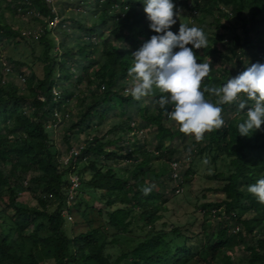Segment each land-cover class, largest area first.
Wrapping results in <instances>:
<instances>
[{"label": "trees", "instance_id": "trees-1", "mask_svg": "<svg viewBox=\"0 0 264 264\" xmlns=\"http://www.w3.org/2000/svg\"><path fill=\"white\" fill-rule=\"evenodd\" d=\"M67 3L73 8L79 5V9L62 20L64 29L56 42L47 27L54 18L64 15L63 10L53 13V6L46 0H0V38L19 37L17 31L2 25L3 4L10 12L34 11L38 15L35 19L42 26L39 43L43 64L42 78L30 72L22 92L13 82L0 83V264H190L196 258L215 264L223 254L225 258L243 244L248 253L244 264H264V204L247 191L248 185L264 177V124L252 135L250 132L251 136L237 135L236 124L246 117V111H239L240 117L209 131L215 151L230 159L231 172L218 190L223 200L200 206L204 232L198 246L191 244V237L199 235L188 228H170L167 223L157 227L166 203L157 185L161 177L158 170L150 167L153 155L140 146L136 137H128L133 131L130 122L116 126L121 136L114 139L105 141L102 136H93L68 166L59 162L58 153L50 145L49 128L64 122L65 116L70 118L68 107L73 99L79 112L66 130L72 137L94 130L111 111L127 114L130 108L155 128L156 157L172 155L170 150L160 152L163 140L187 135L178 125L175 131L164 126L171 105L161 107V95L150 100L156 104L154 114L145 116L147 105L141 106L126 92L131 85L127 72L132 65L130 53L154 34L148 29L140 0ZM174 4L187 13L217 12L227 22L236 18L244 30L250 25L243 40L233 36L230 44L223 34L209 37L202 29L211 44L207 43L200 53L199 49L193 50L197 62L219 55L224 61L233 59L239 71L221 74L209 66L201 88L220 86L247 65L264 63V40L249 37L250 31L257 29L258 17L263 15L264 19V0H174ZM214 24L219 29L225 27L219 18ZM66 25H70V31ZM56 46L59 53L54 51ZM221 46L229 57L220 54ZM154 93L155 89L150 95ZM205 99L215 102L217 98L205 91ZM229 105H220L222 117ZM124 140L125 151L121 146ZM130 141L133 150L129 148ZM72 171L79 178L77 193L82 198L77 204L67 205ZM166 177L169 179V175ZM24 181L28 183L26 187ZM148 185L151 191L144 195L139 189ZM38 189L42 191L35 207L19 201L22 193ZM170 194L173 195L171 190ZM51 203L56 207L52 209ZM79 207H83L81 212ZM215 216L232 220L239 231L232 233L229 227L218 224L206 232L211 228L206 226L207 221ZM122 236L134 239L136 244L116 255L108 253L107 248Z\"/></svg>", "mask_w": 264, "mask_h": 264}, {"label": "rangeland", "instance_id": "rangeland-1", "mask_svg": "<svg viewBox=\"0 0 264 264\" xmlns=\"http://www.w3.org/2000/svg\"><path fill=\"white\" fill-rule=\"evenodd\" d=\"M47 1L51 2L50 4L55 11H64L65 16L62 14V17H56L47 27V31L50 30L49 33L54 37V40L59 42L60 34L64 29L62 20L69 16L75 8L79 9V5L73 8L69 5L70 3H67V0ZM177 8L180 11V16L178 17L179 20H177V23L171 26V30L174 34L178 29L180 21V23L189 26L195 25L198 28L204 29L209 37L216 34H223L226 37V43L230 44L229 40L233 36H238L243 40L245 30H249L250 28V25H247L244 30L243 24L236 18L231 17L227 22V20L217 12H214L213 15H203L193 11L187 13L184 12L182 8ZM1 9L3 10L2 25L9 27L11 30L17 31L19 37L5 36L0 38V79H3L5 83L13 82L22 92L25 89V83L31 73H33L38 79H41L43 75V64L41 61L42 46L39 43V38L42 35V26L35 19L36 15L31 11H28L25 14H22L19 10L16 13L10 12L5 10V4L2 5ZM245 17L249 19V14L245 13ZM216 18H219L225 25L223 29L216 28V25L214 24ZM66 26V30L70 31V25ZM249 37L251 39L260 38L261 40H264L263 15L258 17L257 29L255 31H250ZM207 43L211 44L209 41H207ZM54 51L59 53V47L56 46ZM219 51L221 55L225 54L229 57V52L226 48L221 46ZM198 52L200 53V49ZM205 62L209 63V66H213V68L221 74L225 71H229L232 74L239 71V68L235 65L233 59L224 61L219 55H215L210 61L206 60ZM5 68L10 69V73L2 76ZM87 95L88 93L86 92L85 96ZM159 95L162 94L155 90L153 95H147L139 99L141 106L147 105L144 113L145 116L154 114L156 104L150 102V100H152L154 96ZM78 112L79 108L76 105V100L73 99L68 107V115L70 118L65 116L64 118L66 119L64 122L54 124L49 128V133H51L50 145L52 146V151L58 153L57 159L59 162L63 163L66 159L69 148L74 146L84 147L86 141L90 140L95 135L104 137L105 141L110 138L114 139L121 136V133L117 131L116 126L121 125L126 121L130 122L133 131L128 137H136L140 146L142 145V148L145 151L153 155V159L150 161V167L158 170L159 176L161 177L160 181L162 184L158 183L157 185L158 190L161 193V198L165 199L166 203L163 205L165 208L163 219L157 223V227L162 223H167L170 228L172 226H175L176 228H188L190 233H193L195 236L199 235L197 237H191L190 233L188 234V236L192 238L191 244L198 246L203 238L202 233L204 232V229L201 227L202 211L200 206L208 203H218L223 200L224 197L218 192V190L224 186L226 176L231 172L229 165L230 159L225 158L223 155L215 151L209 138V131H206L203 134V139L201 141H195L191 134H187L184 138L175 139L173 141L163 140L162 151L160 152L164 154L170 150L172 151V155L156 157V146L158 144L156 130L139 116L135 108L128 109L127 114H122V110L111 111L106 119L97 125L94 130L86 131L84 134L72 137L68 135L66 130L69 127L71 120H77ZM237 117H240V114L236 110L234 104H230L223 112V119L226 122H231L233 118ZM58 118H61L60 114L58 115ZM163 124L170 130H177V124L170 119H166ZM110 130L113 131L110 133ZM65 139L69 140L70 146L66 143ZM126 142V140L121 142V146H123L124 149L123 151L126 150ZM129 143L130 150H133L134 145H132L131 141ZM171 160L179 161L183 176V194L177 196L170 194L171 183L168 177H166L168 175V163ZM80 168L81 166H79L78 172ZM71 173H73V171L70 172V174ZM30 175L32 176L33 174L30 172ZM88 178L89 174L84 175L85 180ZM24 180L28 182V179ZM78 189L79 187L77 189L75 188L73 193L70 188H68L67 205L68 203L72 205L74 203L77 204L82 198L81 195L77 193ZM40 191L42 190L38 189L36 192H24L20 195L19 201L31 207H35L36 198L41 196ZM51 207L53 209L56 205L51 203ZM82 210L83 207H79V211L81 212ZM68 218L70 219V217ZM233 223L232 220L227 219L225 216L211 217L206 223V226L211 228L208 227L209 230L206 229V232H210L213 228L215 229L218 224L229 227L230 232H232ZM116 240L117 242L114 245L107 248V252L112 255L118 254L120 250L131 249L136 244L134 239L123 236L117 237ZM245 246L246 244L237 246L229 254H226L225 258V254H223L215 264H224L225 261H230L231 264H244L248 259V253L245 252ZM43 264L54 263L44 262ZM190 264L208 263L196 258Z\"/></svg>", "mask_w": 264, "mask_h": 264}, {"label": "clouds", "instance_id": "clouds-1", "mask_svg": "<svg viewBox=\"0 0 264 264\" xmlns=\"http://www.w3.org/2000/svg\"><path fill=\"white\" fill-rule=\"evenodd\" d=\"M140 3L148 29L154 34L130 53L132 65L127 72L131 85L126 92L134 100L150 95L154 89L161 93L160 106L171 105L166 113L168 119L195 141H201L206 131L224 124L222 104H234L238 112L246 111V117L236 124L237 135L248 137L260 130L264 124V63H251L222 85L203 89L201 81L209 74V63L197 62L193 50L207 45L204 31L179 21L173 33L171 26L180 16L174 0H140ZM205 91L214 95L216 101L205 99ZM139 190L147 195L151 185ZM247 191L264 204V177L248 185Z\"/></svg>", "mask_w": 264, "mask_h": 264}, {"label": "built area", "instance_id": "built-area-1", "mask_svg": "<svg viewBox=\"0 0 264 264\" xmlns=\"http://www.w3.org/2000/svg\"><path fill=\"white\" fill-rule=\"evenodd\" d=\"M47 3H51L49 1L46 0ZM34 15H36L35 17H37L38 15L34 12V11H31ZM52 12L54 13L55 12V9L52 8ZM55 19V18H54ZM10 73V69L8 68H5L4 70V75H8ZM0 83L3 85L5 82L3 79H0ZM168 119V117H167ZM83 149L82 146L80 147H72L67 156H66V159L63 161V165L65 166H68L70 164V162H75L76 159L78 158V156L80 155V152L81 150ZM168 175H169V181L171 183V187H170V190L173 192V195L177 196V195H181L183 194V190H184V183H183V176H182V173H181V165L179 163V161L177 160H171L169 163H168ZM68 180L70 181V185H69V188L71 190V192H74L75 188L77 189L80 185V182H79V178L71 173L69 174V177H68ZM24 187L27 186V183L24 182L23 183ZM49 199L52 198L51 195L48 196ZM215 215V211H212V216ZM239 231V227L238 226H235L232 228V233H237Z\"/></svg>", "mask_w": 264, "mask_h": 264}]
</instances>
